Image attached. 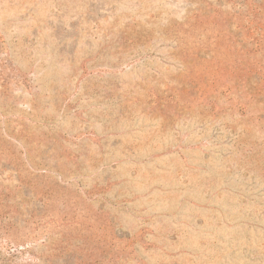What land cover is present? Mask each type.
<instances>
[{
    "label": "rangeland",
    "instance_id": "1",
    "mask_svg": "<svg viewBox=\"0 0 264 264\" xmlns=\"http://www.w3.org/2000/svg\"><path fill=\"white\" fill-rule=\"evenodd\" d=\"M0 264H264V0H0Z\"/></svg>",
    "mask_w": 264,
    "mask_h": 264
}]
</instances>
